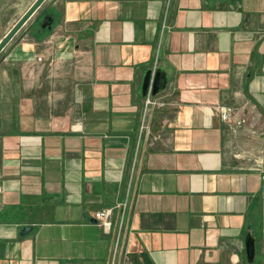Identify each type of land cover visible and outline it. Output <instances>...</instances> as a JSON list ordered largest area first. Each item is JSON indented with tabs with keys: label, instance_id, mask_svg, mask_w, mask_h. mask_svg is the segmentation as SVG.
Returning <instances> with one entry per match:
<instances>
[{
	"label": "crops",
	"instance_id": "1",
	"mask_svg": "<svg viewBox=\"0 0 264 264\" xmlns=\"http://www.w3.org/2000/svg\"><path fill=\"white\" fill-rule=\"evenodd\" d=\"M43 14L0 53V264H264V0Z\"/></svg>",
	"mask_w": 264,
	"mask_h": 264
},
{
	"label": "rangeland",
	"instance_id": "2",
	"mask_svg": "<svg viewBox=\"0 0 264 264\" xmlns=\"http://www.w3.org/2000/svg\"><path fill=\"white\" fill-rule=\"evenodd\" d=\"M36 1L37 0H0V42L30 10ZM51 4L52 0H46L40 9H38V11L35 13L31 21H34L38 18L39 24L42 23L44 18L43 12L49 8ZM52 32H50L48 37H51Z\"/></svg>",
	"mask_w": 264,
	"mask_h": 264
},
{
	"label": "water",
	"instance_id": "3",
	"mask_svg": "<svg viewBox=\"0 0 264 264\" xmlns=\"http://www.w3.org/2000/svg\"><path fill=\"white\" fill-rule=\"evenodd\" d=\"M46 0H37L35 4L30 8V10L21 18V20L13 27V29L8 33V35L0 42V53L5 48V46L16 36V34L22 29V27L35 15V13L40 9V7L45 3ZM53 22V18L48 20L47 25L43 26L44 28H51V24ZM151 72H148L143 84V91L146 94V91L149 89L151 85ZM164 86V81L161 75L158 73L155 75L152 89L156 94L161 88ZM247 259L249 263L252 264L255 255H256V245L255 239L251 236V234L247 237Z\"/></svg>",
	"mask_w": 264,
	"mask_h": 264
},
{
	"label": "built area",
	"instance_id": "4",
	"mask_svg": "<svg viewBox=\"0 0 264 264\" xmlns=\"http://www.w3.org/2000/svg\"><path fill=\"white\" fill-rule=\"evenodd\" d=\"M146 103L147 105L152 103L150 97L147 98ZM215 109L219 113L220 118L223 122L233 124L234 126H241L244 123L243 120H238L235 118L234 109L229 106L219 105ZM112 213V209H104L96 213V220L98 221L100 226L107 231L111 230L112 227Z\"/></svg>",
	"mask_w": 264,
	"mask_h": 264
},
{
	"label": "flooded vegetation",
	"instance_id": "5",
	"mask_svg": "<svg viewBox=\"0 0 264 264\" xmlns=\"http://www.w3.org/2000/svg\"><path fill=\"white\" fill-rule=\"evenodd\" d=\"M50 18H52V17H46V18L43 20V26L47 25L48 20H49ZM53 23H54V20H53V22H52V24H51V28H48V27L44 28L43 26H42V27H43L44 29L51 30V29H52V25H53Z\"/></svg>",
	"mask_w": 264,
	"mask_h": 264
}]
</instances>
